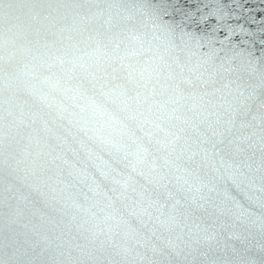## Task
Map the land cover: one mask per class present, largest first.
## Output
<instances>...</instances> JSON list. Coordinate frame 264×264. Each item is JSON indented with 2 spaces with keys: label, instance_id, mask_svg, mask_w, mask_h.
Wrapping results in <instances>:
<instances>
[{
  "label": "snow or ice",
  "instance_id": "snow-or-ice-1",
  "mask_svg": "<svg viewBox=\"0 0 264 264\" xmlns=\"http://www.w3.org/2000/svg\"><path fill=\"white\" fill-rule=\"evenodd\" d=\"M0 264H264V0H0Z\"/></svg>",
  "mask_w": 264,
  "mask_h": 264
},
{
  "label": "water",
  "instance_id": "water-1",
  "mask_svg": "<svg viewBox=\"0 0 264 264\" xmlns=\"http://www.w3.org/2000/svg\"><path fill=\"white\" fill-rule=\"evenodd\" d=\"M252 3H254V4L258 3V0H252Z\"/></svg>",
  "mask_w": 264,
  "mask_h": 264
}]
</instances>
